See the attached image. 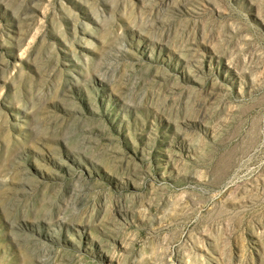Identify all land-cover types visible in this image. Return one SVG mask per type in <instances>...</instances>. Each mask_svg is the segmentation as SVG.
<instances>
[{"label": "rangeland", "instance_id": "1", "mask_svg": "<svg viewBox=\"0 0 264 264\" xmlns=\"http://www.w3.org/2000/svg\"><path fill=\"white\" fill-rule=\"evenodd\" d=\"M0 264H264V0H0Z\"/></svg>", "mask_w": 264, "mask_h": 264}]
</instances>
